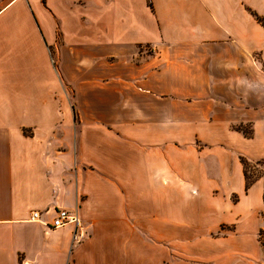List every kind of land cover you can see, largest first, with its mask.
<instances>
[{
	"label": "crops",
	"instance_id": "0c3cea01",
	"mask_svg": "<svg viewBox=\"0 0 264 264\" xmlns=\"http://www.w3.org/2000/svg\"><path fill=\"white\" fill-rule=\"evenodd\" d=\"M250 11L264 0H0V264H234L264 209ZM60 208L80 225L47 227Z\"/></svg>",
	"mask_w": 264,
	"mask_h": 264
},
{
	"label": "rangeland",
	"instance_id": "374dc122",
	"mask_svg": "<svg viewBox=\"0 0 264 264\" xmlns=\"http://www.w3.org/2000/svg\"><path fill=\"white\" fill-rule=\"evenodd\" d=\"M247 176L248 179H253L256 177H263L264 179V164L262 162H256L255 160L250 161L247 164ZM264 198V196H263ZM261 220L262 227H260L252 237L251 241H245L244 248L238 254H235L232 259H229L230 262L234 264H264V209L261 211ZM255 225V221L253 220L249 226L248 230L245 233H241L240 235H249L252 236L253 228ZM222 229H232V226H221ZM226 231V230H224ZM222 231L220 234L216 235H228L230 233H226ZM230 242V241H229ZM220 250V249H219ZM221 251V250H220Z\"/></svg>",
	"mask_w": 264,
	"mask_h": 264
},
{
	"label": "built area",
	"instance_id": "2783aa9c",
	"mask_svg": "<svg viewBox=\"0 0 264 264\" xmlns=\"http://www.w3.org/2000/svg\"><path fill=\"white\" fill-rule=\"evenodd\" d=\"M30 220L40 221V213L38 211H32L30 214ZM74 225L75 227L80 225L79 217L75 212H69L65 209H56L55 214L51 222L46 223L49 228H59L65 225Z\"/></svg>",
	"mask_w": 264,
	"mask_h": 264
},
{
	"label": "trees",
	"instance_id": "16d2710c",
	"mask_svg": "<svg viewBox=\"0 0 264 264\" xmlns=\"http://www.w3.org/2000/svg\"><path fill=\"white\" fill-rule=\"evenodd\" d=\"M250 13L252 14V16L255 18V20L263 26L264 28V16H260L258 14H256L255 12L250 11ZM245 133V132H244ZM246 134V133H245ZM242 162L245 164L246 162L242 159ZM246 177V187L249 185L250 181H248V176L247 174H245Z\"/></svg>",
	"mask_w": 264,
	"mask_h": 264
}]
</instances>
